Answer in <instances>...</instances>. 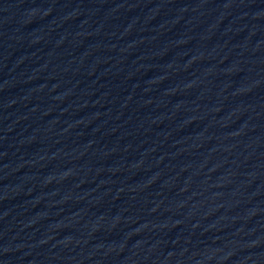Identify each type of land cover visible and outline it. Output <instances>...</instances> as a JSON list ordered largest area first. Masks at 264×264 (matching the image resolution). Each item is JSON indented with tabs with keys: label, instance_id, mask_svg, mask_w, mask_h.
<instances>
[{
	"label": "water",
	"instance_id": "1",
	"mask_svg": "<svg viewBox=\"0 0 264 264\" xmlns=\"http://www.w3.org/2000/svg\"><path fill=\"white\" fill-rule=\"evenodd\" d=\"M0 264H264V0H0Z\"/></svg>",
	"mask_w": 264,
	"mask_h": 264
}]
</instances>
